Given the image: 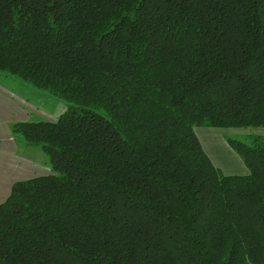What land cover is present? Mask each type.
<instances>
[{
  "label": "trees",
  "instance_id": "obj_1",
  "mask_svg": "<svg viewBox=\"0 0 264 264\" xmlns=\"http://www.w3.org/2000/svg\"><path fill=\"white\" fill-rule=\"evenodd\" d=\"M0 73L71 104L12 132L53 174L0 205V264H264V140L224 175L196 127H264V0H0Z\"/></svg>",
  "mask_w": 264,
  "mask_h": 264
},
{
  "label": "rangeland",
  "instance_id": "obj_2",
  "mask_svg": "<svg viewBox=\"0 0 264 264\" xmlns=\"http://www.w3.org/2000/svg\"><path fill=\"white\" fill-rule=\"evenodd\" d=\"M3 85L0 81V128L4 129L8 125V121H13L9 125L12 131L13 126L19 122H56L63 114L70 110L71 104L68 102L26 83L15 76L0 74ZM14 100L9 105V101ZM20 106L18 113L15 112L13 104ZM25 116V120H22ZM195 132L200 139L201 145L205 153L209 156L212 163L224 175L241 176L249 173L244 160L233 149L230 141L242 142L248 146H252L256 140H264V127H242V128H226L217 129L211 127H196ZM12 136H15L12 132ZM4 141H0V147L6 145ZM41 153L48 164L51 165L49 157L40 148ZM3 157L0 156V160ZM19 167L11 165L4 166L6 177L0 181V205L9 197L14 184L31 179L32 176L39 174L18 173ZM46 173L53 174L51 166Z\"/></svg>",
  "mask_w": 264,
  "mask_h": 264
},
{
  "label": "crops",
  "instance_id": "obj_3",
  "mask_svg": "<svg viewBox=\"0 0 264 264\" xmlns=\"http://www.w3.org/2000/svg\"><path fill=\"white\" fill-rule=\"evenodd\" d=\"M0 81H1V85H3V81L1 80V77H0ZM12 102H14V100L12 99L11 101L8 102L10 106ZM13 108L16 113H18V109H22L20 106L16 105L15 103L13 104ZM22 120L23 121L25 120V116H22ZM13 121L15 120H10L7 122L8 125L4 129V132H2L1 131L2 129L0 128V141H4L5 143H7L3 147H0V156L3 157L0 160V181L6 177L4 166L10 167L11 165H14L16 167H19L18 173L26 172L30 174H36L39 172V174H43L48 171H51L50 170L51 165L48 164L47 160L44 159L43 154L41 153V151H39L40 148L29 147L20 137L12 136V131L9 129V125L13 124ZM39 174L32 176V178L39 177L37 176ZM45 175H40V176H45ZM0 199H1V194H0Z\"/></svg>",
  "mask_w": 264,
  "mask_h": 264
},
{
  "label": "bare ground",
  "instance_id": "obj_4",
  "mask_svg": "<svg viewBox=\"0 0 264 264\" xmlns=\"http://www.w3.org/2000/svg\"><path fill=\"white\" fill-rule=\"evenodd\" d=\"M46 176V175H45Z\"/></svg>",
  "mask_w": 264,
  "mask_h": 264
}]
</instances>
